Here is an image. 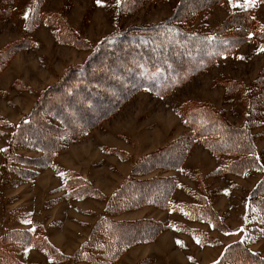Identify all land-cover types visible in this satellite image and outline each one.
Listing matches in <instances>:
<instances>
[{"label":"rangeland","instance_id":"obj_1","mask_svg":"<svg viewBox=\"0 0 264 264\" xmlns=\"http://www.w3.org/2000/svg\"><path fill=\"white\" fill-rule=\"evenodd\" d=\"M209 2L0 0V55L14 52L0 72V236L12 230L28 231L36 239L46 237L60 254L39 243L25 248L17 264H213L229 253L228 246L248 235L250 249L264 257V227L249 214L250 194L264 179V0ZM163 25H174L191 36L237 37L241 43L174 89L157 93L136 88L98 125L84 128L79 123L77 136L72 134L60 144L46 166L38 164L41 152L19 147L13 152L19 160L9 171L12 159L6 154L28 115L44 109L46 116L37 115L30 122L33 126L23 128L15 141L40 145L37 129L43 136L46 126L61 123L53 109L56 93L64 99L57 108H70L71 114L65 112L67 124L74 116L90 120L103 112L117 97L114 87L125 84L126 78L139 80L138 75L128 76V70L121 73L118 69V63L125 60L124 49L108 54L110 49L103 44L116 34L146 35L144 30ZM138 41L146 49L139 60L143 63L164 59L173 44L157 43L151 49ZM160 50L165 55H158ZM197 55L185 50L175 57L186 60ZM85 65L94 70L89 74L94 79L91 87L82 81L90 92L76 86ZM172 65L176 61L170 60L166 67ZM212 110L239 129L254 118L248 128L253 132L254 152L262 159L261 170L222 176L217 172L231 157H218L197 141L191 142L180 168L153 166L137 175L134 166L139 158L187 138L194 126L186 118L194 114L199 119L198 113L211 115ZM60 127L70 131L63 123ZM168 177L175 181L165 205L154 199L151 205L148 200L137 206L129 202L127 207L115 197L127 182ZM82 179L91 183L86 185L92 191L82 188ZM78 186L83 191L75 197ZM111 202L112 213L108 210ZM103 217L116 223L149 220L154 235L126 243L128 247L111 254L112 259L100 251L104 250L101 244L87 247V255L80 252Z\"/></svg>","mask_w":264,"mask_h":264},{"label":"trees","instance_id":"obj_2","mask_svg":"<svg viewBox=\"0 0 264 264\" xmlns=\"http://www.w3.org/2000/svg\"><path fill=\"white\" fill-rule=\"evenodd\" d=\"M215 1L216 0H211L209 4H212ZM35 4L36 6H39L38 1ZM33 11H35V13L37 12L36 7H34ZM144 32L146 33V35L116 34L113 36V39H111L109 43L103 44L105 47L110 49L107 52L108 54L113 51L120 52L124 49L125 57L123 58H125V60H121L118 63V69L120 68L121 73L128 70V76H133V74L138 75L139 80L126 78L124 79L125 84L120 87H114L115 84H112L115 88V91L117 92V97L111 101V103L107 108L103 110V112L97 114L93 118H90V120L84 118L83 116H74V120L68 119L69 124L66 123L65 112L67 111L69 112V114H71L70 108L65 109L64 107L62 108V106L59 109L57 108L58 104H61L64 99L62 98L61 94L56 93L53 96V100L56 101V104H54L55 106L53 107V109L55 108V116L58 117L61 123L65 125L66 129H68L69 127L68 130L70 131H61V123L60 126L57 127V125L52 121H50L51 123H53V127H51L48 124V119V122L46 121V124L49 125L46 126L48 130L45 131L43 136L40 135V130L37 129L36 134L39 138V143H41L40 145L30 142L24 143L22 140L18 141L17 143L15 139L18 138V133L22 131L23 128L28 129L29 127H32L33 124L30 122L35 119L37 115H39V117L41 115L46 116L45 113L42 112V110L44 109H41V111H37V109H35L30 115H28V118L24 119L21 122L20 126L18 127L19 130L13 135V141L15 143H11L12 147L10 146L6 154L7 159H12L9 160V171L14 170V168L16 167H14V165L19 160V154L13 153L15 150H18L19 147H28L29 149L41 152L42 156L37 158L38 164H40V167L46 166V164L49 162V159L57 155L56 152L59 151L60 144L62 146L64 141L70 140L73 135L77 136L78 131H76L75 128L79 126V123H81L80 126H83L84 128H87L90 125H98L99 121L102 118H106L107 116L112 114L122 102L130 98L136 88H148L157 93L174 89L175 87L183 84V82L188 80L192 75L197 74L201 70L214 63L215 60L221 58L222 55L224 56L225 54L227 55L231 53L234 47L241 43L238 42V39L240 38L237 37H231V39H220L212 35L191 36L182 33L180 29L178 27H175L174 25L158 26L155 28L144 30ZM171 32H173V36ZM154 38L156 39L155 41L153 40ZM139 39L142 43H144L151 49L154 48L155 45L157 46V43H161L162 45L164 42L171 41L173 44L169 48L170 53L166 54V57L164 59L148 60L143 63L139 60H141V54H143L146 49L139 45ZM101 50H103V48H101ZM185 50L196 52L198 55L196 57H193L192 59L177 60L175 56L183 54ZM157 54L165 55V52L163 50H160L159 52H157ZM13 55L14 52L12 51H5L4 54L0 55V72H2V69L5 67V65L7 66L8 60L12 59ZM134 58H137V60ZM131 60H133V62ZM170 60H173L174 62L176 61V65L166 67ZM5 61L6 63L4 65L3 62ZM104 61L106 63H109L108 60L99 59V62ZM99 62L97 63L99 64ZM86 65L84 66L85 68L80 69L81 71L79 70L80 77L77 78L78 82L76 86L78 89H80V91H84V89H86L90 92V89L82 81H88L89 87H91V85L93 84L92 81H94V79L93 77L89 76V74L93 73L94 70L89 71L88 66L90 67V65ZM103 69L104 68L101 67L99 73H102ZM123 69L125 71H123ZM83 85L85 86L83 87ZM96 88L97 87L93 89ZM102 89L105 88L103 87ZM91 107L94 109L93 105H91ZM48 108L49 110H51L50 107ZM48 113L51 112H46V114ZM255 113H257V115H261L259 111H256ZM210 114L211 115H209L208 113L200 112L197 114L199 119L195 118L194 114H190L191 116L189 115V118H186L188 120L186 123L188 124L189 122L188 125L194 126V130H192L191 134H189L187 138L183 137L184 139H181V141L178 140L176 143H171L165 149H161L154 154H150L145 157L142 156L141 158H139L136 161V165L134 166L136 172L138 170L137 175H139L142 171L144 172V168H152L153 166L158 167L162 170H164V167L180 168L181 163H183V159H185L186 155L189 153L190 148L192 147L193 143L191 142L197 141H200L209 151H211L218 157H231L230 160L226 161V165H223L221 170L217 172L222 176L228 174V172L237 175H244L248 172L251 173L255 169L261 170L263 167L261 161L262 159L254 152L255 150L252 143L254 137L253 135H251L253 132H250L248 128V125H252L254 118L253 120L251 117L248 118L245 127L239 129L231 126L226 119L221 117L219 113L215 112L213 114L210 112ZM88 115L89 114H87V116ZM195 122H197V124L194 125ZM34 131L35 130L31 131L30 133ZM71 131L73 132L71 133ZM12 163H14V165H12ZM25 176L28 175L25 174ZM75 178L80 180L76 176ZM22 179H24V176ZM172 179L173 178L169 177L162 180L147 179L141 182L133 180L132 182H127L125 186H122L118 190L115 197L119 196V200L122 199L123 205L127 207L130 204L129 202H132L137 206V204H144L148 200L151 205L154 199L157 200V202L155 203H162L163 205H165L170 195V189L174 185L175 180L173 181ZM82 181L83 182L81 183L84 184L82 185V188L85 190L86 186L88 188L87 190L92 191L91 187H88L86 185V183L90 185L91 183L87 182L84 179H82ZM68 186L72 187L74 185L69 184ZM77 188L78 191H74L78 192L75 193V197L79 196L83 191L82 190L79 192V190L81 189L80 186H78ZM249 202V214H251L252 217L255 218L256 222H259L264 227V179L261 180L257 188L251 192ZM111 204V206H108V210L111 211L110 213L114 212L112 207L113 203L111 202ZM126 209L128 208H124L123 210ZM210 216H213V214H211ZM218 227L221 228V224H218ZM152 229H155V227L149 220H139L137 222L121 221L120 223H116L108 217H103L95 224L90 239L80 249V252L83 251V253H86L90 246L93 248V245H95L96 247L97 244H101V247L104 250L100 251L107 255L108 259H112L113 255L111 256V254L118 255L121 251L128 247L126 243L133 242L135 240L150 238V236L154 235V230ZM222 229L224 231H227V228L225 230L223 224ZM99 237L103 239H100ZM39 243H42L43 247H45L44 249L50 250L52 253L60 255L59 250H57L46 237H43L42 239H36L28 231L24 230H12L11 232L3 234L2 236H0V264H6L5 261H8L9 264H11V261H13V264H17L16 259L18 258V255L25 250V248L31 245H38ZM250 243L251 237L248 235L245 239L228 246L227 249L230 250L229 253H227L221 260H218L213 264H264V257H260L259 253L252 251L249 246ZM4 251L6 254H4ZM88 253L90 252L88 251L86 255ZM4 255H10L11 259L5 260V258H3ZM105 255L103 256L105 257ZM254 260H256V263L252 262ZM98 264H103V262H99Z\"/></svg>","mask_w":264,"mask_h":264},{"label":"bare ground","instance_id":"obj_3","mask_svg":"<svg viewBox=\"0 0 264 264\" xmlns=\"http://www.w3.org/2000/svg\"><path fill=\"white\" fill-rule=\"evenodd\" d=\"M243 36V35H242Z\"/></svg>","mask_w":264,"mask_h":264}]
</instances>
